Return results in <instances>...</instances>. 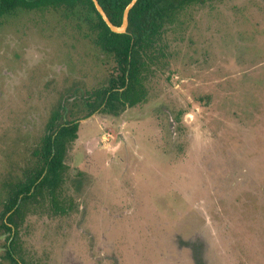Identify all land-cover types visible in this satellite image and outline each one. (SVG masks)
<instances>
[{
	"label": "rangeland",
	"instance_id": "374dc122",
	"mask_svg": "<svg viewBox=\"0 0 264 264\" xmlns=\"http://www.w3.org/2000/svg\"><path fill=\"white\" fill-rule=\"evenodd\" d=\"M56 18L0 23V197L57 102L77 115L110 66ZM163 48L141 101L78 120L65 213L21 220L27 264H264V0L192 5Z\"/></svg>",
	"mask_w": 264,
	"mask_h": 264
},
{
	"label": "trees",
	"instance_id": "16d2710c",
	"mask_svg": "<svg viewBox=\"0 0 264 264\" xmlns=\"http://www.w3.org/2000/svg\"><path fill=\"white\" fill-rule=\"evenodd\" d=\"M130 1L98 0L116 26L121 24L123 10ZM208 1L137 0L129 11L126 32L115 33L103 21L92 0H0V23L20 11L53 14L110 61L99 87L79 102L82 106L77 115L64 119L62 99L57 102L23 171L2 184L0 234H8L3 240L0 264H27L16 245L21 220L30 207L47 203L54 214L65 213L61 195L67 169L64 159L77 137L78 120L96 111L117 115L141 101L145 93L143 73L163 57L168 27L188 7Z\"/></svg>",
	"mask_w": 264,
	"mask_h": 264
},
{
	"label": "water",
	"instance_id": "95a60500",
	"mask_svg": "<svg viewBox=\"0 0 264 264\" xmlns=\"http://www.w3.org/2000/svg\"><path fill=\"white\" fill-rule=\"evenodd\" d=\"M137 0H131L127 6L125 7V9L123 10L122 13V21L121 24L116 26L114 25L108 18V16L106 15L105 11L103 10V8L101 7V5L99 4L98 0H92L95 9L97 10V12L99 13V15L101 16V18L103 19V21L106 23V25L109 27V29L112 32L115 33H125L126 32V28L128 25V14L130 9L134 6V4L136 3Z\"/></svg>",
	"mask_w": 264,
	"mask_h": 264
}]
</instances>
